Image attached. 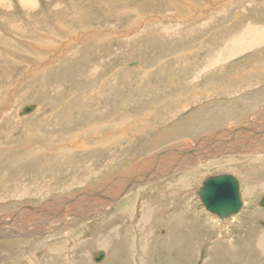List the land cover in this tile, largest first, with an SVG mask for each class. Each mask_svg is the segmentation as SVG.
Segmentation results:
<instances>
[{
    "label": "rangeland",
    "instance_id": "obj_1",
    "mask_svg": "<svg viewBox=\"0 0 264 264\" xmlns=\"http://www.w3.org/2000/svg\"><path fill=\"white\" fill-rule=\"evenodd\" d=\"M28 1L30 2V4L33 3L31 0H26V1L0 0V45L2 44L0 46V218L5 217L4 215L8 216L7 214L19 208L21 206L20 204L27 203V205H30L31 203L36 202L37 204L41 202L40 200L41 196L52 195L50 198H56L57 196L64 197L66 195H73L79 192H80L79 194H83L85 192L91 191L93 190L94 187L103 184L106 181L107 177L115 176L114 174H118V173L122 174V172H124V170L128 168L129 164H132L133 162L139 160L143 161L147 158L157 156L159 153L162 152L165 153V151L168 150L173 151L174 149L187 147V146L190 147L191 145L196 149H199L198 151L205 150L206 146H196L194 144L198 143L204 136L208 137L207 139H209V137H212V133H213L212 131L223 132L225 131V129L229 130V128H236L240 126L241 124H243L244 122L243 120L245 119L243 117V113L241 112V110H243V112L252 111V110H248V108H250L253 105L258 106L259 104H261L259 102L264 103V84L260 82L259 84L257 83L258 80H261V78L264 77V66H263L264 37H261L260 41L258 42L259 44L257 46H255L254 48L251 47L246 50L241 49L243 51L241 50L237 51L236 48H234L235 44H233L238 39L237 36L243 33L242 30H244L243 28H245L246 26H250V25L256 26L253 28L255 32L257 31L255 38H260V36H264V0L262 1L254 0V2L253 0H250V2L253 3V5L249 7V9L250 8L251 9L244 13L242 11H239L242 13V16L240 18H237L236 21L231 18L232 11L235 9V8L232 9V4L225 2L223 5L220 3L219 0H217L216 7H214V9L209 10V16H207L208 13L206 14V19H208L206 20V24H203L204 15L203 16L199 15L193 18L184 17L185 19L188 18L186 21L182 20L177 15L179 14V16L180 15L185 16L183 13H185L184 9H186L187 7L186 5L192 4L193 7L195 8V6L198 5H204L205 3L208 4V2L209 3L211 2V0H185V2H179L178 0H176V4L180 7V9L176 5L172 6L173 7L172 8L168 0H51L50 2H46L45 0H34V3L37 4V9L35 11L28 10V5H27L29 3ZM246 1L248 2L249 0H244V1L241 0L240 1L241 4L238 3L236 7L238 6L239 10L245 9L244 6L242 5L244 3L246 4L247 3ZM126 3L128 4V6H134L140 4V6L143 7V9H141L143 12L151 13L150 15L152 16L150 17L151 20L144 19L141 22H137L136 24L130 26L129 24L130 21L132 20V14L130 12H125L124 14H120L118 12L115 13L114 15H110L109 13L107 16V14L103 15L101 11L102 5L104 7L107 4V7L110 8L111 11V9H118L122 7L123 4L127 6ZM154 4L156 5L153 7L152 5ZM74 6L81 7V9H83V12H85V10L86 11L91 10L90 18L88 20L91 22L93 20L92 23L94 27L102 28L104 26L105 29H109L110 31L115 30L116 33L113 34L112 37L108 38L109 40L105 38L103 42H101L102 45L99 42H97L90 44L88 46L89 49L88 47H86L85 49H80V54H77L78 56L76 58L73 57L70 58L71 57L70 55L72 54V52L77 50L75 48L83 45V44H79V43H83L82 40L79 41V43L78 41L75 42L73 46L67 48H64L65 46L62 47V49L65 50L63 51L64 55L61 57L59 56L61 55L60 53L62 52V50L54 55L53 58L54 61L53 63H51V65H49L50 69L46 73L48 76L47 81L42 84L41 82L36 81L34 79L36 75L39 74L40 72L36 74L37 69L36 68L34 69L32 64L34 62L45 61L48 56L44 58L43 57L40 58L38 55H36V53L40 50L42 51V53L44 52L42 50L43 49L42 46H39L34 43L35 47L34 46H32V48L27 47L29 45L28 42L31 41V38L34 39L35 38L34 36H36L31 30L33 28V24L36 21L38 22L40 21L41 27L43 28L42 32H45L47 28H44L42 26L43 23L50 24L52 17L56 18V16L57 17L61 15L63 16L64 13L72 10L73 9L72 7ZM167 11L170 14L166 13ZM171 15H173V17ZM169 18L170 19L172 18L171 19L172 21ZM101 19L103 21H105V19H108V22L107 23L104 22L105 25L104 23L97 24L98 20L102 21ZM88 20H86L85 23H87ZM77 22H78L77 17H74V19L73 20L70 19L68 23H71L72 25H76ZM187 29L188 31H192L190 35H188L189 38L187 39L185 38L184 39L185 41L183 42L178 41L176 42V44L171 43L169 40L162 41L160 37L152 36L153 33L171 34V33H175L176 31L182 32V30L185 31ZM15 35L18 39L15 37ZM137 37L140 38V40ZM170 39L174 41L173 38ZM54 44L55 45L50 44L46 48H44L47 50L46 54L49 53L51 54L50 51H53L55 49L56 50L58 49L59 51L60 48L59 42H54ZM107 44L108 46H106ZM3 45L4 48L2 47ZM180 46H182L181 47L182 49L180 48ZM186 47H190V48H186ZM56 50L52 52V54L56 53L57 52ZM36 58H40V59L36 60ZM21 59H23V61ZM93 59L96 60L94 61ZM97 59H99V61ZM134 60L138 61L141 67L138 68V70H129L127 68L128 66L127 63L128 62L130 63ZM97 62L98 64L100 62L101 65L100 64L98 65ZM103 62L106 63L107 65L105 66L102 65L104 64ZM257 62L258 65H256ZM253 63L255 65H253ZM74 64L76 67L74 66ZM86 67L88 69H86ZM91 67L93 69L95 68L96 70L94 69L95 70L94 71ZM106 67L107 68L110 67L111 69L110 68L106 69ZM199 67L203 69L201 70ZM204 67L205 68L209 67V71H205ZM100 68L102 69L100 70ZM241 68L244 69L243 70L245 71L244 73H241L242 71ZM145 69H149L150 71L147 74V76L140 79L139 78L140 72L144 71ZM81 70H83L82 72L83 74H79L78 75L79 77L76 78L77 74L81 73L79 72ZM85 71H87L86 75L88 73L91 74L86 76L84 75ZM102 71L103 74L100 75ZM200 71L201 73H199ZM93 72H95L97 76ZM250 72L251 74H249ZM69 73L71 74L72 78ZM92 73L94 75H92ZM55 75H58L59 78L56 79L53 83L51 80L55 77ZM101 76L103 79L101 78ZM177 78H179L180 80ZM110 79L112 81L113 79L115 80L112 83ZM192 79H195V81ZM81 80L84 81L81 83ZM188 80H190L191 83ZM30 81H32V83ZM50 81L52 85H50ZM71 81L73 82L72 84L70 83ZM92 82H94L95 85H93L94 83ZM96 83L99 84L98 85L99 88L97 87ZM163 85L164 87L162 88ZM193 87H195L194 90L197 91L196 93L197 96H200L199 98H196L192 95L194 91H192L191 89ZM159 88H161V90ZM214 88H216L217 90ZM211 89L212 91L214 90L216 92L215 93L214 91L211 92ZM92 91L93 93H91ZM176 91L183 92L182 94L183 96L182 98L179 99V102L170 103L171 97L172 99L174 98L173 94L175 95ZM106 92L109 94H107ZM212 93L213 95L208 97ZM169 94H171V97ZM207 94L209 95L207 96ZM201 95L203 97H201ZM209 99L210 101H214L215 103L213 102L212 104V102H210ZM220 99L221 102H219ZM173 100L175 101L176 99ZM28 102H30V105L32 104L36 105V108L33 109L32 111L33 113L27 112L28 114L32 113L28 117H24V118H21L19 116L17 117L16 112L18 111V109L22 111L24 107L29 106ZM221 103L224 105H221ZM89 104L90 106L92 105L91 108L93 110L90 109ZM218 104L221 109L218 107ZM214 105L217 107L218 110L213 107L209 108ZM97 106L102 107L103 109L96 110ZM238 109L239 111L237 112ZM80 111L82 113H85L83 114L84 120H86L87 117L90 118L93 116H97V118L101 117L102 119L115 121L121 118H125V116L128 114L126 118L129 117V120L131 118V121L129 125L127 124L122 127L114 126V128L109 127L106 129H99L101 134L98 131L97 133H92L93 132L92 129L87 134V129L83 128L84 123L81 121V119H79L80 117L77 114V112ZM220 111L221 113H219ZM123 112H125V116H123L124 115ZM27 113H23V114H27ZM105 114H107V116ZM68 115H70V117L68 118L67 121L65 116ZM223 115L229 116L226 119L227 124L225 123L223 126L218 128L220 125L219 121L222 120ZM113 116L115 117L114 119ZM259 116L263 117L264 113ZM262 117L256 119V121L259 124L256 125V127L258 128L264 126L263 123L264 118ZM122 128L123 129L125 128V130H123L124 134L121 135L115 134L116 136L115 139L117 138L119 142L117 141L116 143H114V141H110L111 143L109 142V146H106L108 144L107 142H105V138L107 134L111 133L112 129H122ZM82 133L86 134L85 135L86 137L84 136L83 138L81 136ZM53 134H55L56 136L55 138L56 144L54 143L55 145L58 144L59 146V144H61L60 147L61 146L67 147L68 145V147H71L73 149V155L71 154L73 157H70L69 160H66L68 163L64 164V166L60 164H58L59 166L52 164L58 162L56 158L50 155L43 156V154L42 156H40L43 158L40 157L35 158L37 159V161L34 158H30V157H29L30 159L28 157L25 158L27 156L25 153L29 149H32L33 146H40V145L47 146L48 143L44 142L41 139L48 136L51 137ZM216 134L217 133H215L214 135L215 137ZM70 135L77 136L76 139L78 141L82 139L86 140V141L83 140V143H81L85 146L82 148L83 150H81V148L80 149L77 147L75 148L76 139L70 138ZM99 136L103 139L101 140ZM34 137L36 139L33 140ZM215 137H213L212 139H214V141L218 143L219 139L218 137L216 138ZM29 138H31V140ZM59 138L62 140L64 139V141L61 140L62 143L61 142L59 143L60 141ZM91 138H94V140L91 141ZM93 141L99 143V148L95 147ZM182 141L184 144L182 143ZM205 143L207 142L205 141ZM92 145L94 147H91ZM21 148L24 150V152ZM110 152H111V156L114 157L112 158L114 162L110 159L111 168L110 166L103 164L104 160L108 158L107 156ZM244 154L245 153H240L232 158V160L236 161V164H238V169L244 172L243 176L250 175L252 176V178L254 177L253 179L264 178V170L263 169L260 170L257 168L258 165L260 164L257 162L254 163L252 161L242 160L241 156H244ZM44 158L46 159L45 162H47L45 164L42 163ZM38 159L41 160L39 161ZM226 159H230V158L225 157L222 159H210V161L206 160L204 163H199V165L189 166L188 167L189 169L185 168L184 169L185 171L184 170H181L180 172L177 171V173L176 172L174 173L173 177L171 176V178L179 179L181 175L184 176V174H188V172L190 171L193 170L195 171L196 174L194 176L195 178L193 179V182L191 181L192 184L190 183V186L192 188V189L190 188L192 194L191 193L189 194L191 196V199L193 200L192 205H194L193 207H197L198 210H201L203 208L202 209L203 211L201 210V212H204L206 214V220L212 223V227L216 225L214 230L210 228L211 236L209 240H202L201 243L200 232L202 236H205L206 230L204 231L203 228H201L202 225H200L199 222H194L193 219L191 218L189 219V221L186 220L187 226L190 225V227H194V228L196 227L195 229L196 234L192 233L191 236L189 235L190 237H192L189 240V243L192 245V247L195 248V251L196 249H198V253H196V255H193L194 256L192 260L193 262H190V264L191 263L202 264V259L205 258V256L207 257L209 253L214 254L215 252L213 250L212 251L210 250L211 252H208L207 254V247L208 245H211L212 243L219 241L220 240L219 238H222L221 242H226L229 239L232 240L231 242H233L234 245L236 246V259H237V260L233 259L232 261V259H230V256L228 254L214 256L215 258L220 257V259H222L223 262L221 261L220 264H242V263L258 264L259 261H260L259 264H262L263 262V259H260L262 257L258 256L259 253L257 254L255 252V249L253 248V244L247 243L246 244L247 246H244L243 241H245L246 239V242H249L248 235L250 231L253 230L254 228L257 227L256 229L258 230L259 229L264 230V212H262L264 208L259 205L261 198L264 196V191H260L256 193L255 197L253 198L254 202L258 203L257 205H259L260 207L259 208L260 213L258 215L256 216L254 215V217L252 216L250 217V216H245V214L239 215L238 212L235 215L232 216L228 215L221 218L218 215H215L213 212L209 211L208 209H204L203 207L204 205L200 200L198 192H196L197 187H201V183H203V180H205L209 176L211 177L212 175L227 174V173L237 175L236 174L237 171L235 172L234 171L235 169L233 168H231L232 169L231 170L230 166H225L228 169L225 170L226 169L225 167L219 165L223 163L220 161ZM31 160H35L37 163H42V166L40 167L39 164L37 163L35 164L34 161ZM9 161L13 163L11 164ZM78 162H80V164L79 166H77V168H75L76 166L74 167V164H78ZM87 162L92 164L90 165L92 168L90 166H87L88 164ZM99 164H103V166L99 168ZM200 165L202 166L200 167ZM195 166H198L196 167V170L194 169ZM98 168L100 169V171H95L98 170ZM106 169H108L109 171H107ZM194 171L191 173H194ZM196 171L198 172L196 173ZM85 175L87 177H85ZM102 176H104L105 178ZM236 177L238 178L240 198L241 199L243 198L242 200L249 202L250 197H247L246 195L247 189L244 186H242L244 185L243 182H245V180L241 179L239 176ZM103 178L105 180H101ZM95 179L97 180L94 182ZM19 186L22 187L20 188ZM160 186L158 185L154 187L153 186L143 187V190L145 192L141 190L142 193L140 192V194L135 197L132 203H134L135 206L137 207L140 206L141 208L138 209L141 210V212L144 211V209L147 208V206L149 207V209L151 207L153 208L154 206L152 205L154 204V201H152L153 198L154 200H156L157 195L160 192H162ZM17 187H19L20 189ZM151 187L155 189L152 190ZM156 191L158 193H156ZM244 191L245 193H243ZM141 195L142 196L144 195L143 198ZM180 197L181 196L179 193L178 199H180ZM46 198L49 199L48 197ZM161 199L162 197L159 200ZM162 200L161 202L164 203V199ZM145 201H146V205L144 204ZM149 201H152V203ZM137 203H139L140 205ZM181 205L182 204L179 201V204H177V213L182 208ZM106 218L107 216L98 218L97 224L103 222L104 220H106ZM85 221L86 220H84V222ZM89 222H91V219H89ZM86 223H83L84 229H81L80 231L82 233L83 239L86 237L85 239L88 240V238L90 239L92 237L91 234L89 233L92 227L90 228L87 227L88 224ZM9 225L10 224L7 225L5 224V226H9ZM218 226L219 228H217ZM123 228L124 226H121L120 230L122 231ZM128 228H127V234L129 233L130 235L128 237H125L126 242L131 240L130 236L137 234L136 236L139 237L140 233L137 231V229L135 230L138 233H136V231H134L133 228H129V229ZM154 228L152 232H153V236L155 237V234L158 231L157 228L155 229ZM98 229L100 230L98 234H100L102 232L101 230L102 228H98V226H95V228L93 227L92 231ZM227 229L229 234L225 232L227 231ZM80 231L77 232L79 233ZM0 234H2V232H0ZM154 237L152 238L155 239ZM15 239H19V238H13V236L0 237V264H6V262L7 264H14V261L20 260V259L16 260V254H17L16 251L19 250L18 247L20 246V244L17 243ZM153 239L151 241H148V243L149 244L151 243L150 245L154 247L155 244H152ZM87 240H86L87 243L82 244L79 248H81L82 250L83 249L87 250V252H89V254L91 255V260H92V256H94L95 254V251L104 249V251L107 252V254L108 252L110 254L108 260L104 264H109V263L118 264L116 259L114 258L115 256H117L119 261H121V263L119 264H132V259L130 255L133 256L134 254H136V252L134 251L133 248H131V246L124 245L122 249L112 250L110 246L107 248L105 247L98 248L95 244L94 245L90 244V240L88 241ZM174 240L176 241V239ZM170 242L173 243L172 241ZM186 242L188 243V241ZM198 242H200V246L197 245ZM176 244L170 246L173 247ZM160 246L159 247L155 246L153 250L155 251V254H153L154 257L152 255V262L154 264L156 263L167 264L170 261H173L177 258L174 256V254L177 253L178 250L180 251V247H178L177 250L176 249L173 250V252H171L172 254H170L171 257L168 259V257L165 258L166 257L165 254L170 252L168 250L166 252V249H164L162 244H160ZM16 247L18 248V250ZM114 247L116 246L114 245ZM34 248L38 249V247H34ZM95 248L98 249L96 250ZM36 249L35 252H38V250ZM221 251L222 250L218 252L221 253ZM159 257L160 259L158 260ZM112 258L115 260H113ZM141 258L142 257L140 256V260ZM148 259H149V255L147 256V258L145 257L142 260L144 262V261H148ZM91 260H89L88 258V260L86 259V263L83 262L82 264H91ZM95 260L96 259L94 258V262L100 261V260L99 261L98 260L95 261Z\"/></svg>",
    "mask_w": 264,
    "mask_h": 264
},
{
    "label": "bare ground",
    "instance_id": "obj_2",
    "mask_svg": "<svg viewBox=\"0 0 264 264\" xmlns=\"http://www.w3.org/2000/svg\"><path fill=\"white\" fill-rule=\"evenodd\" d=\"M22 1V0H19ZM26 1V0H25ZM33 3L30 4V2L27 4L28 5V10H33L35 11L37 9V4L34 3V0H31ZM46 2H50L51 0H45ZM44 1V2H45ZM179 2H185V0H178ZM221 4L224 5V3H231L232 4V9L235 8L232 11V19H234L236 21L237 18H240L242 16V13L239 11L247 12L249 9V7H251L253 5L252 2H250V0L245 4H243L242 6H244L245 9H238V6L236 7V5H238V3H240L241 0H219ZM234 1V2H233ZM244 1V0H243ZM262 1V0H261ZM24 2V1H23ZM168 2L171 4L172 6H177L176 4V0H168ZM212 2V3H211ZM208 4H204V5H198L195 6V8L193 7V5H186V9L185 13H183L185 16H182L179 14L177 15L179 18H181L182 20H187L188 18H193L196 16H203L204 15V23L206 24V14L208 13L207 16H209V10L214 9V7H216L217 4V0L212 1ZM233 2V3H232ZM254 2V0H253ZM105 3V2H104ZM116 3V1H115ZM166 3V2H165ZM190 3V2H189ZM127 4V3H126ZM187 4V2H186ZM241 4V3H240ZM73 5V4H72ZM156 4L152 5L153 7ZM167 5V4H166ZM200 6V7H199ZM11 7V6H10ZM159 7V6H158ZM32 8V9H31ZM73 8V9H72ZM69 12H66L63 14V16H59L56 18L52 17L50 24L49 23H43L42 26L44 28H47V30L45 32L43 31V28L41 27V23L40 21H36L33 24V28L31 29L32 32L36 35L34 36L35 38H31V41L28 42V46L29 48H32V46L35 47L34 43L42 46L43 47V53L42 51H38L36 53V55H38L40 58H44L46 56L47 59L45 61H41V62H34L32 64L33 68L37 69L36 74L38 72H40L39 74L36 75V77L34 78L36 81L41 82L42 84L44 82L47 81V71H49L51 63H53V58L54 55L57 54L58 52H60L62 50V52L60 53L61 55H59L60 57L63 56L65 51L64 49H62V47L67 48L70 46H73V44L75 42L78 41H83V43H79V44H83L82 46H78L76 51L72 52V54L68 57L70 58H76L78 55L80 54V49H85L86 47H88L90 44L93 43H97L99 42L101 44V42H103V40L106 38H110L112 37L113 34L116 33V31L114 30H109V29H105L104 26L102 28H97L93 26V20L92 22L89 21L88 19L90 18V11H86L83 12V9H81V7L78 6H74L72 7ZM87 8V7H86ZM115 8V7H114ZM152 8V7H151ZM173 8V7H172ZM184 8V7H183ZM243 8V7H242ZM12 9V8H11ZM16 9V8H15ZM141 9H143V7L140 6V4L138 5H134V6H127L123 4L122 7L118 8V9H111L107 7V4L103 7L102 5V13L103 15L108 16V14L110 13V15H114L115 13H120V14H124L125 12H130L132 14V20L130 21V26L133 24H136L137 22H141L144 19H150L151 13H146L143 12ZM178 9V8H177ZM180 9V7H179ZM230 9V8H229ZM172 10V9H171ZM176 10V8H175ZM183 10V11H184ZM165 11V10H164ZM162 12V11H161ZM228 12V11H225ZM166 13H169L168 11ZM217 13V12H216ZM45 14V13H44ZM142 14V15H141ZM161 14V13H160ZM165 14V13H164ZM170 14V13H169ZM211 15V14H210ZM260 15V14H259ZM168 16V15H167ZM173 17V15H171ZM175 16V15H174ZM262 16V15H261ZM49 17V15H48ZM74 17H77V24L76 25H72L71 23H68L69 20H73ZM184 17H188V18H184ZM106 18V17H105ZM165 18V17H164ZM177 18V17H176ZM208 18V17H207ZM170 19V18H169ZM172 19V18H171ZM170 19V20H171ZM210 19V17H209ZM228 19V18H227ZM44 20V19H42ZM88 20L87 23H85V21ZM102 20V19H101ZM107 20V21H106ZM168 20V19H167ZM231 20V19H230ZM248 20V19H247ZM246 20V21H247ZM261 20V19H260ZM163 21V20H162ZM172 21V20H171ZM196 21V20H195ZM194 21V22H195ZM227 21V20H226ZM232 21V20H231ZM238 21V20H237ZM244 21V20H243ZM104 22H108V19H105V21H97V24H102ZM234 22V21H233ZM232 22V23H233ZM242 22V21H239ZM188 23V22H187ZM222 23V22H221ZM225 23V22H223ZM246 23V22H245ZM114 24V23H113ZM168 24V21H167ZM243 24V23H242ZM105 25V23H104ZM115 25V24H114ZM127 25V24H126ZM128 25V26H129ZM173 25V24H172ZM165 26V25H164ZM239 26V25H238ZM150 27V26H149ZM160 27V26H159ZM244 27V26H243ZM249 27V30H248ZM256 26H246L245 28H243L244 30L243 33L239 36H237V40L233 43L234 48H236L237 51L243 49H249V48H254L255 46H257L261 39V37L264 36H260V38H255V35L257 33V31L255 32L253 30V28ZM110 28V27H109ZM129 28V27H128ZM144 28V27H142ZM161 28V27H160ZM166 28V27H165ZM132 29V28H131ZM163 29V28H162ZM170 29V28H169ZM234 29V28H233ZM237 29V28H236ZM15 30V29H14ZM144 30V29H142ZM154 30V28H153ZM9 31V30H8ZM6 31V32H8ZM49 31V32H48ZM187 31V32H186ZM238 31V30H237ZM48 32V33H47ZM102 32V33H100ZM118 32V31H117ZM126 32V31H125ZM146 32V31H144ZM166 32V31H165ZM192 31H188L187 30H182V32H175V33H171V34H167V33H153L152 36H157L160 37L162 41L164 40H169L171 43L176 44V42H180V41H185L184 39L189 38L188 35H190ZM234 32V31H233ZM143 33V32H142ZM19 34V33H18ZM29 34V33H28ZM124 34V33H123ZM33 35V34H32ZM120 35V34H119ZM145 35V34H144ZM202 35V34H201ZM21 36V35H20ZM19 36V37H20ZM115 36V35H114ZM140 36V35H139ZM142 36V35H141ZM12 37V36H11ZM16 37V35H15ZM116 37V36H115ZM118 37V36H117ZM128 37V36H127ZM257 37V36H256ZM13 38V37H12ZM17 38V37H16ZM15 38V39H16ZM119 38V37H118ZM138 38V37H137ZM166 38V39H163ZM170 38H173L174 41H172ZM232 38V37H231ZM18 39V38H17ZM20 39V38H19ZM114 39V38H112ZM140 40V38H138ZM191 39V38H190ZM206 39V38H204ZM229 39V37H228ZM226 39V40H228ZM23 40V39H22ZM109 40V39H108ZM27 41V40H26ZM194 41V40H193ZM192 41V42H193ZM10 42V41H9ZM54 42H59V51L58 49L56 50L57 52L52 54L53 51H50L51 54H46V48L48 45L50 44H54ZM188 42V41H187ZM5 43V42H4ZM16 43V42H15ZM18 43V42H17ZM108 43V42H107ZM9 44V43H8ZM13 44V42H12ZM58 44V43H57ZM106 44V43H105ZM110 44V43H109ZM172 44V46H173ZM2 45V44H1ZM0 45V46H1ZM17 45V44H16ZM19 45V44H18ZM102 45V44H101ZM99 45V46H101ZM98 46V44H97ZM108 46V44L106 45ZM4 48V45L2 46ZM16 47V46H15ZM23 47V46H22ZM41 47V48H42ZM182 46H180L181 48ZM2 48V49H3ZM13 48V47H12ZM26 48V47H25ZM104 48V47H103ZM186 48H190V47H186ZM24 49V48H23ZM72 49V47H71ZM70 49V50H71ZM89 49V47H88ZM106 49V48H105ZM177 49V48H176ZM182 49V48H181ZM200 49V48H199ZM6 50V49H4ZM87 50V49H86ZM95 50V47H94ZM102 50V49H101ZM107 50V49H106ZM231 50V49H230ZM241 50V51H243ZM35 51V50H34ZM33 51V52H34ZM49 51V50H48ZM7 52V51H6ZM17 52V51H16ZM93 52V51H92ZM96 52V51H95ZM184 52V51H183ZM186 52V51H185ZM189 52V51H187ZM45 53V54H44ZM68 53V52H66ZM70 53V52H69ZM85 54V53H84ZM96 54V53H95ZM214 54V53H213ZM232 54V53H231ZM230 54V55H231ZM234 54V53H233ZM44 55V56H42ZM53 55V56H52ZM68 55V54H67ZM86 55V54H85ZM187 55V53H186ZM20 56V55H19ZM26 56V55H25ZM52 56V57H51ZM180 56V55H179ZM184 56V55H183ZM31 57V56H30ZM35 57V56H34ZM59 57V58H60ZM88 57V56H87ZM215 57V56H214ZM248 57V56H247ZM40 58H36V60L40 59ZM92 58V57H91ZM97 58V57H96ZM99 58V57H98ZM178 58V57H177ZM20 59V58H19ZM78 59V58H77ZM182 59V58H181ZM23 61V59H21ZM42 60V59H41ZM70 60V59H69ZM94 60V59H93ZM96 60V59H95ZM94 60V61H95ZM99 61V59H97ZM183 60V59H182ZM206 60V59H205ZM76 61V60H75ZM93 61V62H94ZM107 61V60H106ZM184 61V60H183ZM27 62V61H26ZM30 62V61H29ZM225 62V61H224ZM255 62V61H254ZM89 63V62H88ZM91 63V62H90ZM104 63V62H103ZM109 63V62H108ZM112 63V62H111ZM213 63V62H212ZM217 63V62H216ZM263 63V62H262ZM14 64V63H13ZM59 64V63H58ZM63 64V63H62ZM98 64V62H97ZM100 64V62H99ZM98 64V65H99ZM181 64V63H180ZM186 64V63H185ZM215 64V63H214ZM219 64V63H218ZM101 65V64H100ZM102 65H107L106 63L102 64ZM127 68L129 70H138V68L141 67V65L139 64L138 61H132V62H128L127 63ZM203 65V64H202ZM253 65H255L253 63ZM258 65V62L257 64ZM59 66V65H58ZM63 66V65H62ZM75 66V64H74ZM88 66V65H87ZM172 66V65H170ZM178 66V65H177ZM206 66V65H205ZM261 66V65H259ZM264 66V63H263ZM29 67V66H28ZM71 67V66H70ZM76 67V66H75ZM89 67V66H88ZM93 67V66H92ZM91 67V68H92ZM100 67V66H99ZM98 67V68H99ZM103 67V66H102ZM212 67V66H211ZM220 67V66H219ZM229 67V66H228ZM64 68V67H63ZM105 68V67H104ZM110 68V67H109ZM106 67V69H109ZM170 68V67H169ZM200 68V67H199ZM205 68V67H204ZM252 68V67H251ZM76 69V68H75ZM86 69H88L86 67ZM93 69V68H92ZM95 69V68H94ZM93 69V70H94ZM102 68H100L101 70ZM111 69V68H110ZM193 69V68H192ZM201 69V68H200ZM203 69V68H202ZM201 69V70H202ZM253 69V68H252ZM96 70V69H95ZM94 70V71H95ZM99 70V71H100ZM114 70V69H113ZM127 70V69H126ZM188 70V69H187ZM219 70V69H218ZM240 70V69H239ZM241 73H244L245 71H243L244 69L241 68ZM260 70V69H259ZM31 71V70H30ZM60 71V69H59ZM58 71V73H59ZM78 71V70H77ZM108 71V70H107ZM112 71V70H111ZM149 69H145L144 71L140 72V79L144 78L145 76H147V74L149 73ZM176 71V70H175ZM205 71H209V67L205 68ZM81 73L77 74L78 78L79 74H83V70L79 71ZM85 71V74L86 75ZM110 72V71H109ZM116 72V70H115ZM114 72V73H115ZM127 72V71H126ZM129 72V71H128ZM181 72V71H180ZM252 72V70H251ZM251 72L249 74H251ZM95 74V72H93ZM92 73V75H94ZM99 73V72H98ZM101 73V72H100ZM195 73V72H194ZM197 73V72H196ZM201 73V71L199 72ZM32 74V73H30ZM70 74V73H69ZM75 74V73H74ZM91 73H88L86 76L90 75ZM103 74V71L100 75ZM165 74V73H164ZM23 75V74H22ZM83 75V76H84ZM91 75V76H92ZM96 75V74H95ZM109 75V73H108ZM113 75V74H111ZM200 75V74H199ZM67 76V75H66ZM71 76V74H70ZM97 76V75H96ZM106 76V75H104ZM166 76V75H165ZM197 76V75H196ZM195 76V77H196ZM54 77V76H53ZM94 77V76H93ZM92 77V78H93ZM181 77V76H180ZM199 77V76H198ZM59 76L55 75V77L51 80L53 83L56 79H58ZM72 78V76H71ZM81 78V77H80ZM91 78V79H92ZM102 78V76H101ZM108 78V77H107ZM115 78V77H114ZM171 78V77H170ZM182 78V77H181ZM242 78V77H241ZM51 79V78H50ZM103 79V78H102ZM106 79V78H105ZM173 79V78H172ZM179 79V78H177ZM61 80V79H60ZM101 80V79H99ZM111 80V79H110ZM115 79H113L114 81ZM117 80V78H116ZM119 80V79H118ZM160 80V79H158ZM171 80V79H170ZM180 80V79H179ZM178 80V82H179ZM195 81V79H192ZM35 81V82H36ZM50 81V85L51 84ZM84 80H81V83ZM113 81L111 80V82L113 83ZM150 81V80H149ZM162 81V80H161ZM164 81V79H163ZM177 81V80H176ZM190 81V80H188ZM187 81V82H188ZM28 82V81H27ZM32 83V81H30ZM98 82V81H97ZM263 83L264 84V77L261 78V80H258V84ZM40 83V84H41ZM71 84L73 83L72 81L70 82ZM94 83V82H92ZM108 83V82H107ZM105 83V84H107ZM173 83V82H172ZM191 83V81H190ZM85 84V83H84ZM97 84V83H96ZM109 84V83H108ZM167 84V83H166ZM213 84V83H212ZM35 85V84H34ZM75 85V84H74ZM95 85V83L93 84ZM99 84H97V87ZM146 85V84H145ZM178 85V84H176ZM247 85V84H246ZM249 85V84H248ZM33 86V85H31ZM69 86V85H68ZM77 86V84H76ZM86 86V85H85ZM104 86V85H102ZM115 86V85H114ZM167 86V85H166ZM36 87V86H35ZM73 87V86H72ZM75 87V86H74ZM93 87V86H92ZM164 87V85L162 86V88ZM169 87V86H168ZM214 87V86H213ZM216 87V86H215ZM173 88V87H172ZM195 87H193L191 90L194 91L192 93V95L196 98H199L200 96H197V91L194 90ZM237 88V87H236ZM246 88V87H245ZM51 89V88H50ZM83 89V87H82ZM161 90V88H159ZM216 89V88H214ZM74 90V89H73ZM92 90V88H91ZM108 90V89H107ZM163 90V89H162ZM171 90V89H170ZM217 90V89H216ZM255 90V89H254ZM82 91V90H81ZM89 91V90H87ZM97 91V90H96ZM95 91V92H96ZM100 91V90H99ZM102 91V90H101ZM104 91V90H103ZM166 91V90H165ZM169 91V90H168ZM172 91V90H171ZM214 91V90H213ZM211 89V92H213ZM226 91V90H225ZM105 92V91H104ZM103 92V93H104ZM112 92V91H111ZM164 92V91H163ZM216 91H214L215 93ZM93 93V91L91 92ZM102 93V92H101ZM107 93V92H106ZM170 93V92H169ZM219 93V92H218ZM251 93V91H250ZM89 94V93H88ZM97 94V93H96ZM95 94V95H96ZM109 94V93H107ZM166 94V93H165ZM173 94V93H172ZM183 92L181 91H176L175 95L173 94V99H176L175 101L172 99L171 94V100L170 103H175V102H179V99L182 98ZM217 94V93H216ZM220 94V93H219ZM70 95V94H69ZM167 95V94H166ZM209 94H207L208 96ZM212 94H210L208 97H210ZM250 95V94H248ZM247 95V96H248ZM253 95V94H252ZM93 96V95H92ZM165 96V95H164ZM191 96V97H193ZM215 96V95H214ZM244 96V95H243ZM90 97V96H88ZM99 97V96H96ZM106 97V96H105ZM108 97V95H107ZM201 97H203L201 95ZM218 97V95H217ZM216 97V98H217ZM169 98V97H168ZM215 98V97H212ZM248 98V97H247ZM104 99V98H103ZM106 99V98H105ZM246 99V97H245ZM99 100V99H97ZM107 100V99H106ZM202 100V99H201ZM216 100V99H215ZM96 101V100H95ZM113 101V100H112ZM205 101V100H204ZM210 101V99H209ZM33 102V101H32ZM90 102V101H88ZM94 102V101H93ZM201 102V101H199ZM213 102L214 101H210ZM221 102V99L220 101ZM29 106H32V109L29 111L32 112L33 109L36 108V105L32 104ZM85 103V102H84ZM97 103V102H96ZM95 103V104H96ZM104 103V102H103ZM108 103V102H107ZM115 103V102H114ZM209 103V102H208ZM215 103V102H214ZM218 103V102H217ZM216 103V104H217ZM261 104L257 105H253L250 108H248V110H252V111H247V112H243V110H241V112L243 113V117L245 118L243 121V124H241L240 126L236 127V128H229V130L225 129V131L223 132H215L212 131V137H209V139H207L208 137L204 136L202 137V139L194 144L196 146H206L205 150L202 151H198L199 149H196L195 147H193L192 145L190 147H182V148H178V149H174L173 151H165V153H159L157 156H153L150 158H147L143 161H136L133 162L132 164H129L128 168H126L124 170V172L118 173V174H114L115 176H111V177H107L106 181L101 184L98 185L96 187L93 188V190L85 192L83 194H73V195H66L64 197L62 196H57L56 198H50L51 196H41L40 200L41 202L37 203H31L30 205H27V203H23L20 204L21 206L19 208H17L16 210H13L11 213L7 214L8 216L4 215L5 217H1L0 218V232H2V234H0V237H10L13 236V238H19V239H15L17 241V243L20 244V246L17 248L18 251L16 254V260L20 259L19 261H14V264H82L83 262L86 263V259L91 260V255L89 254V252H87V250H82L81 248H79L82 244L87 243L86 240L87 239H83L82 237V233H81V229L83 228V223L88 224L87 227H93L95 228V226H98V228H102V232L100 234L99 233V229L98 230H94L89 231V233L91 234V238L88 240H90V244L92 245H96L98 248H107L110 246V248H112V250L114 249H122L124 245L126 246H131V248L134 249V251L136 252V254H134L133 256L130 255L131 259H132V264H154L152 262V255L155 254L154 248L159 247L160 244H162V246L164 247V249H166L170 252V253H166L165 254V258L168 257V259L171 257L170 254H172L171 252H173V250H177L178 247H180V251L178 250L177 253L174 254L175 257H177L175 260L170 261L167 264H190V262H193V255H196V253H198V249L192 247V245L189 243V240L192 238L190 237L191 234H196L195 229L196 227H190L187 226V221H189V219H193L194 222H199L201 226V228H203V230H206V234L205 236H202L201 232H200V239H201V243L202 240H209L210 238V228L214 230V228L216 227V225L214 227H212V223L208 222V220H206V214L204 212H201V210H198L197 207H193L194 205H192L193 200L191 199V196L189 195L191 192V186L190 183L191 181L193 182V179L195 178L194 173H191L193 171L188 172V174H184L180 176V178H171V176L173 177L174 173L177 171H181L184 170L185 168H188L189 166H193V165H199V163H204L206 160L210 161V159H222L225 157H229L230 159H226V160H222L220 162H223L221 164H219L220 166H230V169L233 168L235 169L234 171L236 172L237 175H233L230 173V175H232L233 177L236 178V180L238 181V178L236 176H239L241 179L245 180V182H243L244 186L247 190L246 195L247 197H250V201L246 202L244 200H241V207L240 209L236 212L239 215H244L245 216H252L254 217V215H258L260 213L259 210V205H257L258 203L254 202V197L255 194L260 192V191H264V178L261 179H253L252 176H243L242 171H240V169H238V164H236V161L232 160V158L240 153H245L244 156H241L242 160L245 161H252L254 163H259L260 165H258V169H263L264 170V126H261L260 128L256 127V125L258 124V122L256 121L257 118L262 117L259 116L261 114L264 113V103L259 102ZM8 104V103H7ZM87 104V103H86ZM109 104V103H108ZM107 104V106H108ZM211 104V105H212ZM113 105V104H111ZM144 105V104H143ZM221 105H224L221 103ZM228 105V104H227ZM25 106V103H24ZM23 106V107H24ZM88 106V105H86ZM90 106V104H89ZM245 106V105H244ZM92 105L90 106V109ZM122 107V106H121ZM216 108L217 107L211 106L209 108ZM219 107V104H218ZM7 108V107H5ZM22 108V107H21ZM54 108V107H53ZM101 108V109H100ZM220 108V107H219ZM227 108V107H226ZM102 107H96V110H102ZM116 109V108H115ZM118 109V108H117ZM122 109V108H121ZM221 109V108H220ZM93 110V109H92ZM108 110V109H107ZM106 110V111H107ZM113 110V109H111ZM209 110V109H208ZM214 110V109H212ZM218 110V109H217ZM79 111V110H78ZM120 111V110H119ZM239 111V109L237 110V112ZM104 112V111H103ZM118 112V110H117ZM6 113V111H5ZM33 113V112H32ZM31 113V114H32ZM116 113V111H115ZM125 116V112H123ZM221 113V111L219 112ZM17 117H28L31 114H23L21 112L20 109H18V111L16 112ZM77 114L79 115V119H81V121L84 123V129H87V134L90 132V130L92 129V133H97V131L100 133L99 129H106V128H114V126H124V125H129L131 118L129 120V117L126 118H121L119 120H106V119H102L97 118V116H93L90 118H86V120L83 119V114L81 111L77 112ZM103 114V113H102ZM107 116V114H105ZM222 115V114H220ZM59 116V114H58ZM227 116V117H226ZM231 116V115H230ZM70 117V115L65 116V118L68 121V118ZM118 117V116H117ZM210 117V116H209ZM222 120L219 121L220 125L218 128H220L221 126H223L226 122V119L229 117L228 115H223L222 116ZM225 117V118H224ZM57 118V117H56ZM115 117L113 116V119ZM219 118V117H218ZM264 118V116L262 117ZM55 119V118H54ZM110 119V118H109ZM112 119V117H111ZM194 120V119H193ZM213 120V119H212ZM42 121V120H41ZM140 121V120H139ZM261 121V120H260ZM136 123V122H135ZM191 123V122H190ZM264 123V121H263ZM262 123V125H263ZM61 124V123H60ZM72 124V123H71ZM261 124V123H260ZM259 125V124H258ZM77 126V125H76ZM142 126V125H141ZM237 126V125H236ZM198 127V126H197ZM235 127V126H234ZM38 128V127H37ZM232 129V130H230ZM3 130V129H2ZM123 130H125V128L123 129H112L111 133L107 134L106 138H105V142H107L108 144L106 146H109V142L110 141H114V143H116L118 140L117 138L115 139V134H124ZM218 131V130H217ZM28 132V131H26ZM78 132V131H77ZM76 132V133H77ZM81 132V131H80ZM110 132V131H109ZM32 133V132H30ZM62 133V132H61ZM107 133V132H106ZM216 134V137H218L219 142L217 143L216 141H214V139H212L213 137H215L214 135ZM68 134V133H67ZM101 134V133H100ZM99 134V135H100ZM145 134V133H144ZM32 135V134H31ZM81 135V134H80ZM86 134L82 133V137L84 138ZM34 136V135H33ZM66 136V135H64ZM119 136V135H118ZM165 136V135H164ZM28 137V136H26ZM36 137V136H35ZM33 138L36 139V138ZM86 137V136H85ZM100 137V136H99ZM121 137V136H120ZM128 137V136H127ZM215 137V138H216ZM40 138V137H38ZM56 136L55 134H53L51 137H44L41 140H43L44 142H47L46 145H40V146H33L32 149H29L25 154L27 155L25 158H38L40 156H53L56 158V160L58 161L57 163H52L55 165H63L68 163L66 160H69L70 157H73V149L71 147H63L59 144L55 145L56 143ZM63 138V137H61ZM70 138H77V136L75 135H70ZM98 138V137H96ZM101 138V137H100ZM31 140V138H29ZM60 139V138H59ZM71 139V140H72ZM79 139V138H78ZM81 139V138H80ZM103 138H101L102 140ZM123 139V138H122ZM129 139V138H128ZM190 139V138H189ZM58 140V138H57ZM62 139H60L59 143L62 141H64V139L61 141ZM67 140V139H66ZM83 140L82 139L80 141H78L76 139V145L75 148H81V150H83L82 148L85 147L83 144ZM94 140V138H91V141ZM216 140V139H215ZM78 141V142H77ZM86 141V140H85ZM84 141V142H85ZM180 141V140H179ZM187 141V140H185ZM195 141V140H194ZM193 141V142H194ZM198 141V139H197ZM196 141V142H197ZM205 141L207 143H205ZM41 142V141H40ZM66 142V141H65ZM104 142V143H105ZM119 142V141H118ZM178 142V141H177ZM191 142V141H190ZM55 143V144H54ZM95 147L99 148V143L98 142H94ZM92 143V144H93ZM111 143V142H110ZM183 143V141H182ZM72 144V143H71ZM87 144V143H86ZM85 144V145H86ZM129 144V143H128ZM176 144V143H175ZM184 144V143H183ZM82 147H81V146ZM88 145V144H87ZM102 145V144H100ZM118 145V144H117ZM132 145V144H131ZM130 145V147H131ZM10 146V145H9ZM56 146V147H55ZM65 146V145H64ZM90 146V145H89ZM124 146V145H123ZM176 146V145H175ZM3 147V146H2ZM17 147V146H16ZM29 147V146H28ZM91 147H94L93 145ZM24 148V147H23ZM102 148V147H100ZM204 148V147H202ZM6 149V148H5ZM10 149V148H9ZM16 149V148H15ZM22 149V148H21ZM85 149V148H84ZM87 149V148H86ZM92 149V148H91ZM97 149V148H95ZM123 149V148H122ZM159 149V148H158ZM23 150V149H22ZM101 150V149H100ZM151 151V150H150ZM160 151V150H159ZM158 151V152H159ZM24 152V150H23ZM22 152V153H23ZM48 152V153H47ZM119 152V151H118ZM152 152V151H151ZM150 152V153H151ZM155 152V151H154ZM21 153V152H20ZM72 154V155H71ZM101 154V153H100ZM106 154V153H104ZM153 154V153H152ZM155 154V153H154ZM7 155V154H6ZM16 155V154H15ZM79 155V154H78ZM85 155V154H84ZM122 155V154H120ZM149 155V154H148ZM4 156V155H3ZM49 156V157H50ZM108 158H106V160H104L103 164H106L107 166H110L111 168V161L112 158H114L113 156H111V152L108 154L107 156ZM143 157V156H142ZM145 157V155H144ZM243 157V158H242ZM24 158V157H23ZM29 158V159H30ZM43 158V157H40ZM48 158V157H47ZM88 158V157H87ZM93 158V157H92ZM119 158V157H118ZM79 159V158H78ZM77 159V160H78ZM138 159V158H137ZM6 160V159H5ZM15 160V159H14ZM18 160V159H17ZM25 160V159H24ZM37 161V159H35ZM35 160H31L34 161V163L36 164L37 162ZM39 160V159H38ZM41 160V159H40ZM39 160V161H40ZM54 160V159H53ZM93 160V159H92ZM96 160V159H95ZM241 160V161H242ZM16 161V160H15ZM46 159H43V164L47 163L45 162ZM113 161V160H112ZM10 162V161H9ZM17 162V161H16ZM114 162V161H113ZM243 162V161H242ZM241 162V164H242ZM11 164L13 162H10ZM42 163H37L40 165V167L42 166ZM75 163V162H74ZM88 163V162H87ZM97 163V162H96ZM80 162H78V164H74V167L77 168V166H79ZM103 164H99V168L103 166ZM124 164V163H123ZM245 164V163H244ZM248 164V163H247ZM92 165L91 163H88L87 166ZM97 165V164H96ZM59 166V165H58ZM69 166V165H68ZM84 166V165H83ZM106 166V167H107ZM202 165H200L201 167ZM36 167V166H35ZM81 167V165H80ZM91 167V166H90ZM98 167V166H97ZM105 167V166H104ZM115 167V166H114ZM120 167V166H119ZM118 167V168H119ZM195 166V170H196ZM92 168V167H91ZM98 168V170L95 171H100V169ZM108 168V167H107ZM192 168V167H191ZM218 168V167H217ZM226 168V167H225ZM241 168V167H240ZM40 169V168H39ZM82 169V168H81ZM84 169V168H83ZM87 169V168H86ZM113 169V168H112ZM116 169V168H115ZM189 169V168H188ZM199 169V168H198ZM71 170V169H70ZM69 170V171H70ZM74 170V169H73ZM107 171H109L108 169H106ZM225 170H228L227 168ZM232 170V169H231ZM39 171V170H38ZM72 171V170H71ZM79 171V169H78ZM94 171V172H95ZM106 171V172H107ZM185 171V170H184ZM189 171V170H188ZM201 171V170H199ZM220 171V170H219ZM230 171V170H229ZM17 172V171H16ZM58 172V171H57ZM83 172V171H82ZM198 171H196L197 173ZM227 172V171H226ZM233 172V171H232ZM254 172V171H253ZM3 173V172H2ZM18 173V172H17ZM97 173V172H96ZM182 173V172H181ZM223 173V172H222ZM62 174V173H61ZM92 174V173H91ZM179 174V173H178ZM176 174V175H178ZM216 174V173H215ZM229 174V173H227ZM249 174V173H248ZM71 175V174H70ZM95 175V174H94ZM221 175V174H219ZM259 175V174H258ZM31 176V175H30ZM101 176V175H100ZM212 176H216V175H212ZM77 177V176H76ZM85 177H87L85 175ZM104 177V176H102ZM210 177V176H209ZM105 178V177H104ZM101 179V180H105V179ZM171 178V179H170ZM208 178V177H207ZM206 178V179H207ZM4 179V178H3ZM12 179V178H11ZM35 179V178H34ZM75 179V178H74ZM79 179V178H78ZM169 179V180H168ZM205 179V180H206ZM8 180V179H7ZM84 180V179H83ZM97 179L94 180V182ZM161 180V182H160ZM203 180V182L205 181ZM201 181V180H200ZM3 182V181H2ZM20 182V181H18ZM100 182V179H99ZM103 182V181H101ZM24 183V182H23ZM98 183V182H97ZM200 183V182H199ZM25 184V183H24ZM73 184V183H72ZM86 184V183H85ZM92 184V183H91ZM192 184V183H191ZM203 183H201L202 186ZM19 185V184H18ZM160 186L157 188H160L162 190V192H160L157 195V201H154V205L153 208L151 207L149 209V207L147 206V208L144 209V211L141 212V210H139L138 208H141L140 206H135L134 203H132L135 199V197L137 195L140 194L141 190H143V187L145 186ZM17 186V185H16ZM200 186V185H199ZM20 188L22 186H19ZM17 187V188H19ZM88 187V186H87ZM152 188V190H154ZM19 188V189H20ZM24 188V187H23ZM89 188V187H88ZM191 188V189H190ZM200 187H197L196 192H198ZM18 190V189H17ZM187 192H186V191ZM242 190V189H241ZM245 190V189H244ZM19 191V190H18ZM144 191V190H143ZM17 192V191H16ZM145 192V191H144ZM189 192V193H188ZM241 192V191H240ZM75 193V192H74ZM142 193V192H141ZM147 193V192H146ZM156 193H158L156 191ZM179 193H180V199L179 198ZM245 193V191L243 192ZM8 194V193H7ZM21 194V193H20ZM145 194V193H143ZM16 195V194H15ZM32 195V194H31ZM148 195V194H147ZM142 196V195H141ZM144 196V195H143ZM142 196V198H143ZM151 196V195H150ZM149 196V197H150ZM244 196V195H243ZM242 196V197H243ZM19 197V196H18ZM45 197V198H44ZM46 197H48L49 199H47ZM154 197V196H153ZM162 197V199H164V203L161 202V200H159ZM260 197V195H259ZM87 198V199H86ZM141 198V197H140ZM138 199V198H137ZM147 199V198H146ZM152 199V198H150ZM249 199V198H248ZM144 200V199H143ZM149 200V199H148ZM253 200V201H252ZM138 201V200H137ZM147 201V200H146ZM146 201H145V205H146ZM152 201H149L152 203ZM163 201V200H162ZM180 203L181 205V209L178 211L177 213V204ZM142 202V201H141ZM158 202V203H157ZM172 202V203H171ZM169 203V205H168ZM139 204V203H137ZM143 204V203H142ZM171 204V206H170ZM194 204V203H193ZM140 205V204H139ZM151 205V204H150ZM143 206V205H142ZM261 206V205H260ZM204 209H206L205 206H203ZM263 207V206H262ZM144 208V207H143ZM264 208V207H263ZM262 209V208H261ZM203 211V210H202ZM262 211V210H261ZM180 212V213H179ZM264 212V210L262 211ZM236 213L230 214L229 216L235 215ZM215 215H218L216 213H214ZM210 215V214H209ZM214 215V216H215ZM107 216L106 220H104L101 223L97 224V220L100 217H105ZM237 217V216H236ZM244 217V216H243ZM261 217V216H260ZM221 218V217H220ZM89 219H91V222H89ZM237 219V218H236ZM84 220H86L84 222ZM192 221V220H191ZM232 221V220H231ZM189 223V222H188ZM233 223V222H232ZM5 224H10L9 226H5ZM13 224V226H12ZM196 225V224H195ZM192 225V226H195ZM214 225V224H213ZM227 225V224H226ZM124 226V228L122 229V231L120 230V227ZM133 228L134 231H136L135 229H137V231L140 233L139 237L136 235L130 236L131 240L126 242L125 241V237H128L130 234H127V228ZM157 228V233L155 234V237L153 236V228ZM88 228V230H89ZM128 228V229H129ZM154 228V229H155ZM219 228V226L217 227ZM226 228V226H225ZM257 228V227H256ZM254 228L253 230L250 231L248 238H249V242L243 241L244 246H247V243H251L253 244V248L255 249V252L258 254V256H261L263 259L262 264H264V230H258ZM97 229V227H96ZM131 229V230H133ZM221 230V229H220ZM77 231H80L79 233ZM124 231V232H123ZM136 231V233H138ZM220 232V231H219ZM227 234H229L228 229L227 231H225ZM123 233V234H122ZM132 233V232H131ZM223 233V232H222ZM132 235V234H131ZM190 235V236H189ZM221 236V235H220ZM152 237H154L155 239H153ZM190 237V238H189ZM3 239V238H2ZM5 239V238H4ZM153 239L152 244H155L154 247L151 246L148 241H151ZM176 239V241L174 240ZM219 241H216L214 243H212L211 245H208L207 247V254L208 252H211L212 250L215 252L214 254H208L207 257L205 256V258L202 259V264H220V262L222 261V259H220V257H214L216 255H229L230 259H236V246L234 245L233 242H231L232 240L229 239L226 242H221L222 238H219ZM87 240V241H88ZM177 243H175L174 241ZM226 240V239H225ZM170 241H172L173 243H171ZM188 241V243L186 242ZM138 242V243H137ZM186 242V243H185ZM200 242H198V246H200ZM7 243V242H5ZM16 244V243H15ZM174 245L173 247H171L170 245ZM5 245V244H4ZM114 245L116 247H114ZM196 245V246H197ZM7 246V245H6ZM95 246V247H96ZM133 246V247H132ZM235 246V247H234ZM34 247H38V249L34 248ZM161 247V246H160ZM162 247V248H163ZM15 248V249H16ZM79 248V249H78ZM97 248V249H98ZM109 248V249H110ZM14 249V248H12ZM35 249L38 250V252H35ZM96 249V248H95ZM96 249V250H97ZM201 249V248H200ZM221 251V253H219L218 251ZM92 250V249H91ZM108 250V249H107ZM157 250V249H156ZM211 250V251H210ZM94 251V250H93ZM195 251V252H194ZM45 252V255H44ZM245 252V251H243ZM13 253V252H12ZM101 253V257L98 259L99 262H94V258L98 257V254ZM242 253V252H241ZM10 254V253H9ZM43 256H42V255ZM93 254V253H92ZM121 254V253H120ZM133 254V253H132ZM202 254V253H201ZM109 252L107 254V252L103 250H98L95 251L94 256H92V260H91V264H104L108 258H109ZM149 255V259L148 261H144L143 262V258H147V256ZM200 255V254H199ZM140 256L142 257L140 260ZM156 256V255H155ZM124 257V256H123ZM127 257V256H126ZM154 257V255H153ZM181 257V258H180ZM225 257V256H224ZM10 258V257H9ZM117 261V263H121V261H119V259L117 258V256L114 257ZM137 258V259H136ZM139 258V260H138ZM113 259V258H112ZM113 259V260H115ZM128 259V258H127ZM160 259V257L158 258V260ZM199 259V258H198ZM112 260V261H113ZM135 260V261H134ZM165 260V259H164ZM5 261V260H4ZM97 261V260H95ZM111 261V262H112ZM162 261V260H161ZM89 262V261H88ZM87 262V263H88ZM110 262V261H109ZM178 262V263H177ZM223 262V261H222ZM245 262V261H244ZM260 262V261H259ZM258 262V264H259ZM7 264V262H6ZM110 264V263H109ZM157 264V263H156ZM159 264V263H158ZM192 264V263H191ZM195 264V263H194ZM197 264V263H196ZM243 264V263H242Z\"/></svg>",
    "mask_w": 264,
    "mask_h": 264
},
{
    "label": "water",
    "instance_id": "obj_3",
    "mask_svg": "<svg viewBox=\"0 0 264 264\" xmlns=\"http://www.w3.org/2000/svg\"><path fill=\"white\" fill-rule=\"evenodd\" d=\"M31 109L32 106H26L21 112L27 113ZM198 195L206 209L219 217L236 213L241 207L238 181L230 174L208 177L199 188ZM260 205L264 207V196ZM101 255L99 253L95 259L98 260Z\"/></svg>",
    "mask_w": 264,
    "mask_h": 264
}]
</instances>
